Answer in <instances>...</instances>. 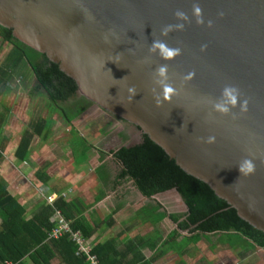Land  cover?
I'll list each match as a JSON object with an SVG mask.
<instances>
[{
    "label": "water",
    "instance_id": "water-1",
    "mask_svg": "<svg viewBox=\"0 0 264 264\" xmlns=\"http://www.w3.org/2000/svg\"><path fill=\"white\" fill-rule=\"evenodd\" d=\"M0 24L264 232V0H0Z\"/></svg>",
    "mask_w": 264,
    "mask_h": 264
},
{
    "label": "crops",
    "instance_id": "crops-1",
    "mask_svg": "<svg viewBox=\"0 0 264 264\" xmlns=\"http://www.w3.org/2000/svg\"><path fill=\"white\" fill-rule=\"evenodd\" d=\"M2 79L5 74L0 72V181L25 209L26 220L64 199L70 206L71 221L59 211L71 228L80 220L87 225L91 236L84 240L91 253L96 246L113 243L111 256L127 255L124 264L142 257L141 264H245L264 254V248L256 252L219 235L201 236L193 243V236L178 231L169 217L157 222L158 213L143 214L144 208L156 207L159 200L147 198L132 177L120 178L124 168L113 150L98 146L92 130V138L81 131L79 119L90 109L70 123L61 111L48 105L47 97L32 94L34 77L33 83L22 86L14 82V76L5 82ZM40 97L47 102L35 106V98ZM45 109L50 110L46 113ZM40 120L48 121V129L34 136L22 159L17 148L25 132H31ZM163 199L171 205L178 200L176 195H162ZM177 208L183 211L178 203ZM23 263L34 264L31 257Z\"/></svg>",
    "mask_w": 264,
    "mask_h": 264
},
{
    "label": "trees",
    "instance_id": "trees-1",
    "mask_svg": "<svg viewBox=\"0 0 264 264\" xmlns=\"http://www.w3.org/2000/svg\"><path fill=\"white\" fill-rule=\"evenodd\" d=\"M0 38L13 49L8 65L1 72L8 78L14 75L24 78L23 68L28 67L36 82L32 94L47 97L48 105L61 111L68 122H74L93 106L94 102L86 97L77 99L79 86L73 78L61 71L59 65L51 62L46 55L15 38L12 29L0 24ZM2 81L5 82L4 79ZM47 123V120H40L31 132H25L17 148L20 158L27 154L34 136L48 129L45 127ZM121 136L128 139L123 134ZM112 153L124 168L120 178L132 177L147 198L159 200L156 207L144 208L143 214L158 213L157 222L169 217L178 231L193 236L190 239L193 243H197L201 236L219 235L223 240L230 238L236 246L250 247L256 252L264 248V232L244 220L238 210L221 199L207 183L186 173L147 134L142 143L132 147L122 146ZM2 159L0 151V162ZM162 195H176V202L183 211L180 212L177 203L166 204ZM69 208L66 200L61 199L55 206L43 207L28 221L25 209L0 181V263L24 264V259L31 257L34 264H54L56 260L60 261L59 264H88L84 254L77 255L79 246L71 233L60 239H51L57 226L53 221L56 211L61 210L71 221ZM162 209L165 210L163 213ZM87 228L81 220L72 223L73 232H80L83 239L91 236ZM113 247V243L99 245L92 250V254L100 264H124L127 255L116 253L112 257ZM138 259L129 264H141L144 257Z\"/></svg>",
    "mask_w": 264,
    "mask_h": 264
},
{
    "label": "rangeland",
    "instance_id": "rangeland-1",
    "mask_svg": "<svg viewBox=\"0 0 264 264\" xmlns=\"http://www.w3.org/2000/svg\"><path fill=\"white\" fill-rule=\"evenodd\" d=\"M12 51V46L5 43L2 38H0V72L5 65H8V60ZM11 60L12 59H10V64L12 63ZM22 73L24 74V78H21L19 75H14V82L16 84H21L22 86L26 83H33V75L28 67L23 68ZM7 77L5 75V81L8 80ZM80 97L84 96L80 94ZM35 100H37L35 106H39V104L43 105L45 101L47 102V100L43 97L35 98ZM45 110L46 113H48L50 109ZM79 120L82 128L81 131L91 137L90 132L92 130L93 133H91L94 136L96 144L98 143L97 145L104 150H117L122 146H135L142 143L144 139L145 132L141 130L139 126L131 123L130 121L121 119L117 115L113 114L112 111L99 104L97 105L94 103L93 106L90 107L86 116L84 115ZM121 133L127 136L128 139H122ZM245 264H264V254H260L259 256L256 255L248 262H245Z\"/></svg>",
    "mask_w": 264,
    "mask_h": 264
},
{
    "label": "clouds",
    "instance_id": "clouds-1",
    "mask_svg": "<svg viewBox=\"0 0 264 264\" xmlns=\"http://www.w3.org/2000/svg\"><path fill=\"white\" fill-rule=\"evenodd\" d=\"M195 11L198 13L199 9L196 8ZM176 15L180 17L184 16V14L181 12L176 13ZM169 27L170 26H167L165 29H162V34L166 35ZM157 48L161 49L162 53L166 57H171L174 55L175 51H178V50H169L168 48L165 47L163 43L158 42V41L153 42V45L150 47L149 50L155 51ZM165 72H166L165 66L159 67L156 70V75L159 78L157 82L163 86V97L167 99L169 97V94L173 92V89L165 83V80H166ZM129 91L131 92L134 90L129 89ZM224 96L226 97L225 104H217L215 105V107L222 112H227L229 109L227 108L226 104H231L235 106V104L237 103V90L234 88H230V87L225 88ZM157 103H159V100H157ZM246 103H247L246 101H241V110H245ZM212 139L213 138H209V141H211ZM252 170H253V165L250 161H245L239 168V171L245 175L251 172Z\"/></svg>",
    "mask_w": 264,
    "mask_h": 264
},
{
    "label": "built area",
    "instance_id": "built-area-1",
    "mask_svg": "<svg viewBox=\"0 0 264 264\" xmlns=\"http://www.w3.org/2000/svg\"><path fill=\"white\" fill-rule=\"evenodd\" d=\"M50 201L51 203H53L52 199H50ZM54 221L56 222L57 226L51 234V239H60L65 234L71 233L79 246L77 255L81 256L82 254H84L89 264H100L98 258L93 255L89 248L86 246L85 240L82 238V236L79 233L73 232L70 223L66 220L61 211H56Z\"/></svg>",
    "mask_w": 264,
    "mask_h": 264
},
{
    "label": "flooded vegetation",
    "instance_id": "flooded-vegetation-1",
    "mask_svg": "<svg viewBox=\"0 0 264 264\" xmlns=\"http://www.w3.org/2000/svg\"><path fill=\"white\" fill-rule=\"evenodd\" d=\"M79 98H80V93L78 92L77 99H79ZM89 109H90V108H89ZM89 109H88V110H89Z\"/></svg>",
    "mask_w": 264,
    "mask_h": 264
}]
</instances>
